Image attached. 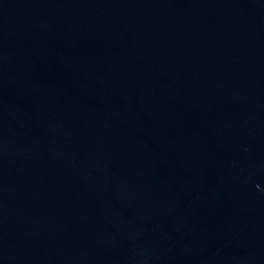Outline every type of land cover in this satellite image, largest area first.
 <instances>
[{"label": "water", "instance_id": "95a60500", "mask_svg": "<svg viewBox=\"0 0 264 264\" xmlns=\"http://www.w3.org/2000/svg\"><path fill=\"white\" fill-rule=\"evenodd\" d=\"M0 264H264V0H0Z\"/></svg>", "mask_w": 264, "mask_h": 264}]
</instances>
